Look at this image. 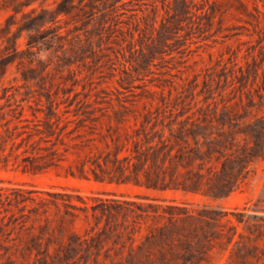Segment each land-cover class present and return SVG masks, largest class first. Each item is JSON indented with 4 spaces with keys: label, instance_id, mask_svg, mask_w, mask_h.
Listing matches in <instances>:
<instances>
[{
    "label": "rangeland",
    "instance_id": "obj_1",
    "mask_svg": "<svg viewBox=\"0 0 264 264\" xmlns=\"http://www.w3.org/2000/svg\"><path fill=\"white\" fill-rule=\"evenodd\" d=\"M0 62V264H264V153L210 194L264 133V0H0Z\"/></svg>",
    "mask_w": 264,
    "mask_h": 264
},
{
    "label": "trees",
    "instance_id": "obj_2",
    "mask_svg": "<svg viewBox=\"0 0 264 264\" xmlns=\"http://www.w3.org/2000/svg\"><path fill=\"white\" fill-rule=\"evenodd\" d=\"M3 68V62H0V70ZM263 132H260L259 134H256L258 140L253 145V148L249 145L239 144L237 142V139L235 136L230 134V141L229 144H231L230 148H244V154L246 158L240 159L236 162V166H232L233 171H228V164H225L223 166L224 172L228 173L227 176H224V181L220 186H217L215 190H210L212 195H222L230 193L232 190L236 189L238 185L241 183V181L247 176L246 174V168L247 164L253 159V157L261 155L264 153V141L261 140L263 137ZM227 165V166H226ZM234 181V182H233Z\"/></svg>",
    "mask_w": 264,
    "mask_h": 264
}]
</instances>
